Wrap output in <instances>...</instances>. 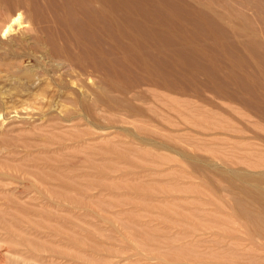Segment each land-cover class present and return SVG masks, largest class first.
<instances>
[{
  "label": "rangeland",
  "instance_id": "rangeland-1",
  "mask_svg": "<svg viewBox=\"0 0 264 264\" xmlns=\"http://www.w3.org/2000/svg\"><path fill=\"white\" fill-rule=\"evenodd\" d=\"M2 33L1 264H264V51L197 52L149 122Z\"/></svg>",
  "mask_w": 264,
  "mask_h": 264
},
{
  "label": "bare ground",
  "instance_id": "bare-ground-1",
  "mask_svg": "<svg viewBox=\"0 0 264 264\" xmlns=\"http://www.w3.org/2000/svg\"><path fill=\"white\" fill-rule=\"evenodd\" d=\"M263 13L264 0H0V31L22 29L11 47L58 60L57 78L96 75L97 89L84 82L94 105L150 120L134 101L157 108L155 87L181 94L197 52L264 51Z\"/></svg>",
  "mask_w": 264,
  "mask_h": 264
},
{
  "label": "built area",
  "instance_id": "built-area-1",
  "mask_svg": "<svg viewBox=\"0 0 264 264\" xmlns=\"http://www.w3.org/2000/svg\"><path fill=\"white\" fill-rule=\"evenodd\" d=\"M1 256V255H0ZM0 264H1V262H0Z\"/></svg>",
  "mask_w": 264,
  "mask_h": 264
}]
</instances>
